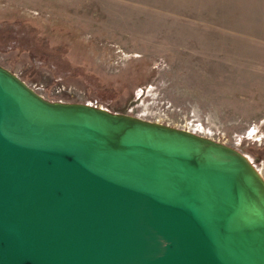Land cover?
<instances>
[{
    "label": "water",
    "instance_id": "1",
    "mask_svg": "<svg viewBox=\"0 0 264 264\" xmlns=\"http://www.w3.org/2000/svg\"><path fill=\"white\" fill-rule=\"evenodd\" d=\"M0 264H264V177L230 146L51 102L0 65Z\"/></svg>",
    "mask_w": 264,
    "mask_h": 264
},
{
    "label": "rangeland",
    "instance_id": "2",
    "mask_svg": "<svg viewBox=\"0 0 264 264\" xmlns=\"http://www.w3.org/2000/svg\"><path fill=\"white\" fill-rule=\"evenodd\" d=\"M14 35L46 64L0 65L45 99L197 132L264 177V0H0V46Z\"/></svg>",
    "mask_w": 264,
    "mask_h": 264
},
{
    "label": "trees",
    "instance_id": "3",
    "mask_svg": "<svg viewBox=\"0 0 264 264\" xmlns=\"http://www.w3.org/2000/svg\"><path fill=\"white\" fill-rule=\"evenodd\" d=\"M28 46H26V43L22 42L20 40V37L18 35H14L12 39H10L5 47L0 46V52L5 53L8 51L16 50V49H24L29 51V58L31 59V62L33 63L35 68H40L41 66L45 65L46 63V57L41 56L40 54L36 53L33 49H26ZM87 83L89 87L91 88V91L94 93L91 95L92 99H94L95 102L104 104L105 106L110 105V99L109 96L112 95V92L108 89L100 90L96 87V85H93V83L87 79Z\"/></svg>",
    "mask_w": 264,
    "mask_h": 264
},
{
    "label": "built area",
    "instance_id": "4",
    "mask_svg": "<svg viewBox=\"0 0 264 264\" xmlns=\"http://www.w3.org/2000/svg\"><path fill=\"white\" fill-rule=\"evenodd\" d=\"M60 102H61V101H60ZM90 105H93V104L90 103ZM193 133L196 134L195 132H193ZM252 163H253V162H252ZM259 171H260V170H259Z\"/></svg>",
    "mask_w": 264,
    "mask_h": 264
},
{
    "label": "bare ground",
    "instance_id": "5",
    "mask_svg": "<svg viewBox=\"0 0 264 264\" xmlns=\"http://www.w3.org/2000/svg\"><path fill=\"white\" fill-rule=\"evenodd\" d=\"M190 132H193V131H190ZM197 134V132H195ZM199 134V133H198Z\"/></svg>",
    "mask_w": 264,
    "mask_h": 264
}]
</instances>
